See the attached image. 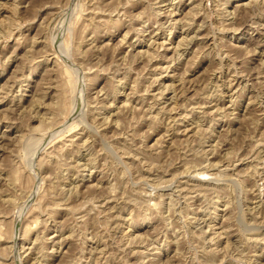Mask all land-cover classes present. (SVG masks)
<instances>
[{"label": "rangeland", "instance_id": "374dc122", "mask_svg": "<svg viewBox=\"0 0 264 264\" xmlns=\"http://www.w3.org/2000/svg\"><path fill=\"white\" fill-rule=\"evenodd\" d=\"M17 1L0 264H264V0Z\"/></svg>", "mask_w": 264, "mask_h": 264}, {"label": "bare ground", "instance_id": "6f19581e", "mask_svg": "<svg viewBox=\"0 0 264 264\" xmlns=\"http://www.w3.org/2000/svg\"><path fill=\"white\" fill-rule=\"evenodd\" d=\"M16 1H17V0H16ZM17 2H18V1H17ZM13 3H15V2L13 1ZM10 4H11V3H10ZM13 5H15V4H13ZM16 5H18V4L16 3ZM16 5H15V6H16ZM2 6H3V5H2ZM11 7H12V6H11ZM95 7H96V6H95ZM5 8H6V7H5ZM14 8H16V7H13V11H14ZM92 8H93V7H92ZM11 9H12V8H11ZM94 9H95V8H94ZM96 9H98V8H96ZM16 10H17V8H16ZM99 10H100V9H99ZM8 11H9V10H8ZM90 11L92 12V9H91ZM112 11H113V10H112ZM11 12H12V10H11ZM15 12H16V11H15ZM98 12H99V11H98ZM92 13H93V12H92ZM96 13H97V12H96ZM12 14H13V12H12ZM12 14H10L9 16L5 15V17L10 18V16H12ZM14 14H15V13H14ZM92 15H93V14H92ZM5 17H4V18H5ZM13 17H14V16H13ZM90 17H92V16H90ZM96 17H97V16H96ZM92 18H93V17H92ZM92 18H91V19H92ZM99 18H100V17H99ZM100 19H101V18H100ZM1 20H3V19H0V21H1ZM7 20H8V19H7ZM7 20L5 19V21H7ZM14 20H15V19H14ZM97 20H98V19H97ZM97 20H96V22H97ZM3 21H4V20H3ZM12 21H13V20H12ZM93 21H95V20H93ZM93 21L91 20V22H93ZM99 21H100V20H99ZM7 22H8V24H9L10 21H7ZM14 22H16V21H14ZM10 23H11V22H10ZM93 23H94V22H93ZM2 24H3V27H4V29H5V26L7 25V23L5 22V24H6L5 26H4V22H3ZM94 24H95V23H94ZM0 25H1V24H0ZM95 25H96V24H95ZM10 26H11V24H10ZM10 26H7L6 28H8V27H10ZM0 28H1V27H0ZM2 29H3V28H2ZM60 91H61V90H60ZM61 95H62V94H61ZM61 97H62V96H61ZM54 102H55V101H54ZM56 107H57V106H56ZM51 108H53V107H51ZM54 108H55V107H54ZM49 110H50V109H49ZM51 111L53 112L52 109H51ZM51 111H49V114H51V113H50ZM60 111H61V110H60ZM53 114H54V113H53ZM47 117H48V116H47ZM50 117H51V116H50ZM42 124H43V123H42ZM52 124H53V123H52ZM117 126H118V125H117ZM250 169H251V168H250ZM9 183H10V182H9ZM2 194H3V193H2ZM6 196H7V194H6ZM1 199H3V201L5 200V198H3V196H2ZM7 199H8V201H9L10 198L7 197L6 200H7ZM66 199H67V198H66ZM59 201H60V200H59ZM4 202H5V201H4ZM6 202H7V201H6ZM55 203H56V202H55ZM3 204H4V203H3ZM57 204H58V203H57ZM66 204H67V203H66ZM0 229H1V228H0ZM12 232H13V231H12ZM11 234H13V233H11ZM124 235H125V234H124ZM11 237H12V236H11ZM13 237H14V236H13ZM13 237H12V238H13Z\"/></svg>", "mask_w": 264, "mask_h": 264}]
</instances>
